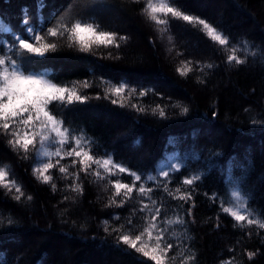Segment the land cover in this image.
I'll use <instances>...</instances> for the list:
<instances>
[{
	"label": "trees",
	"instance_id": "1",
	"mask_svg": "<svg viewBox=\"0 0 264 264\" xmlns=\"http://www.w3.org/2000/svg\"><path fill=\"white\" fill-rule=\"evenodd\" d=\"M40 2L43 7L37 0H0V50L6 52L16 35H28V26L46 32L60 17L128 38L119 48L93 45L88 52L69 46L67 38H49L56 50L31 57L24 67L87 96L86 102L67 107L57 102L53 111L73 136L91 141L94 155H111L143 177L141 182L153 189L151 199L163 208L161 220L184 221L162 225L173 244L166 264H183L190 256L195 259L188 264H264V229L246 221L241 227L221 210V202L229 206L230 192L239 188L247 194L253 218L264 214V0H175L186 13L216 26L229 38L228 46L212 41L201 26L171 17L162 30L165 26L143 11L146 0ZM232 46L245 63L227 62ZM189 61L191 71L181 75L177 69ZM119 84L127 85L122 97L110 91ZM145 90L150 91L140 96ZM157 105L164 117L153 112ZM10 139L0 132V167L7 168L23 196L17 201L14 187H0V264H154L118 239L147 226L149 213L139 211L141 202L152 207L135 189L122 206L117 204L123 197L109 206L114 189L108 179L131 184L127 173L99 180L91 171H79V163L72 166L75 157H65L49 170L53 180L45 184L33 168L48 158L33 149L27 154L13 149ZM56 147L46 144L43 150ZM173 164L180 165L178 171L171 170ZM61 165L69 169L67 178L59 172ZM161 170L169 171L166 180ZM76 173L82 191L71 190ZM197 174L200 179L190 188L183 185ZM149 175L157 179L149 181ZM165 183L177 196V187L190 191L192 199H172ZM142 242H148L146 235Z\"/></svg>",
	"mask_w": 264,
	"mask_h": 264
},
{
	"label": "snow or ice",
	"instance_id": "2",
	"mask_svg": "<svg viewBox=\"0 0 264 264\" xmlns=\"http://www.w3.org/2000/svg\"><path fill=\"white\" fill-rule=\"evenodd\" d=\"M139 2V0H137ZM43 3L37 0V7H43ZM143 11L148 18L155 22L156 25L165 26L162 30H167L169 25V17L172 19L182 20L193 26H201V30L214 42L221 46H228L230 40L227 36L223 35L218 28L206 19L197 15L186 13L181 6L177 5L175 0H146ZM24 24L27 26L29 21L24 19ZM4 31H9L7 28ZM26 36L16 35L11 40L6 52L0 50V132L7 136H11L8 142L12 145L13 149L22 150L28 153L30 149L35 150L36 155L47 157L48 161H40L37 167L33 168V174L42 183H49L53 180V176L49 174V170L57 165L65 157H75L72 160V166L79 163V171L86 174L91 171L92 174L99 180H105L117 173H127L131 177V184L122 182L121 179H108V183L114 189L113 198L110 200L109 206L117 204L116 197H123L117 204L122 206L128 200L132 199L134 189L140 197L147 198L151 201L152 207L147 203H142L140 212L148 211L149 216L145 218L147 224L143 230L136 235L122 234L118 237L119 241L136 252L141 253L147 257L154 264H166L167 254L173 248V244L167 242L166 232L167 227L162 225H171L173 223L182 224L184 221L177 217L174 221L166 217L161 220L163 211L162 206H157V201L151 199L153 189L146 187L142 183L143 177L122 163H117L111 155L105 154L98 157L93 154L91 148V141L87 140L83 135L73 136L71 130L65 126V121L58 118L53 111L55 103L67 107L77 102L84 103L88 99L87 96L82 95L75 86L68 87L60 83L54 82L53 79L45 75L28 71L24 67V61L31 57H44L47 53L53 52L57 48V44L49 38H67L70 41L69 46L72 44L78 45L79 50L83 52L90 51L93 45L96 46H114L119 48V41H126V36H118L116 32L104 31L100 26L94 23H88L81 19H74L71 22H65L63 17L56 20V23L47 29L37 32L34 28L27 27ZM237 48L231 47V54L227 56V62L236 64H243L246 61L237 56ZM8 53H11L9 55ZM185 67L177 71L181 75H187L191 68L188 67L191 62H184ZM206 68H212V64H206ZM85 88L89 84L85 81L83 83ZM127 88L126 84H119L110 89L111 94L114 96L122 97ZM134 91V90H133ZM148 91L145 90L139 93L140 96L147 95ZM118 101L112 100L113 104ZM123 106V104L121 105ZM138 111H145L139 108L138 105L132 104ZM175 107H181L175 105ZM161 117L166 115L163 107L157 105L153 112H157ZM187 107H181L182 113H187ZM39 144V148L37 145ZM58 145L55 151L43 150L45 145ZM67 146V148H66ZM53 157H59L55 164L52 162ZM95 166V169H93ZM172 171H178L180 165L173 164L170 166ZM102 170V171H101ZM59 172L65 174V178L69 175V169L61 165ZM169 171L161 170L159 176L165 178L169 177ZM75 178L70 186L72 191H82L81 186L77 182L79 180V173L74 174ZM157 178L149 175L147 180L155 181ZM200 179V175H193L183 180V185L192 186L195 181ZM139 186L137 187V184ZM0 187L8 188L11 190L15 188L17 195L15 199L19 201L23 196L21 187L14 179L9 178V171L6 167H0ZM159 187V185H158ZM163 190L172 199H179L182 201H189L192 199L190 191H181L180 187L173 191L169 190L168 185H162ZM53 190L56 184H52ZM30 200L31 197H28ZM221 210L230 215L237 223L243 227L242 222L246 221L248 226H257L264 229V214L255 213L260 218H253L254 210L248 207V197L241 189L237 188L230 192L229 206H224L221 202ZM191 215V209L187 212ZM107 223V222H105ZM128 224H132V220H128ZM123 227V226H121ZM107 230V229H106ZM119 231V229H113ZM145 235L147 236V243L142 242ZM154 241V243H153ZM251 258L254 253H248ZM195 257H186L183 264H188V261H193ZM231 264V262H226Z\"/></svg>",
	"mask_w": 264,
	"mask_h": 264
}]
</instances>
